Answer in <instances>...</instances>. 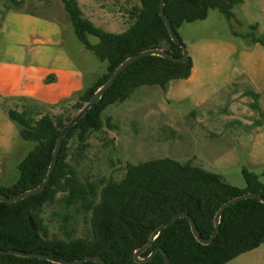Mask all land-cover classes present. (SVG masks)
<instances>
[{"label": "trees", "instance_id": "obj_1", "mask_svg": "<svg viewBox=\"0 0 264 264\" xmlns=\"http://www.w3.org/2000/svg\"><path fill=\"white\" fill-rule=\"evenodd\" d=\"M42 1V0H39ZM73 24L77 38L101 61H107V72L91 87L76 93L73 107L80 112L91 96L105 84L111 74L129 57L161 48L168 54L182 56L160 16L161 0H139L130 16L133 22L122 33L106 31L85 17L77 0H60ZM243 0H165V13L176 34L184 22L204 20L210 9H218L227 19L234 17L233 8ZM22 6L24 0H9ZM12 8L7 6V9ZM256 28V26H254ZM89 36L98 38L92 43ZM179 36V35H178ZM181 40V39H180ZM182 41V40H181ZM264 43V42H263ZM191 58L175 62L161 56H145L128 65L83 117L65 134L51 179L45 191L28 196L12 205L0 201V249L18 250L73 261L86 256L102 258L106 264H135V253L149 242L152 233L178 214L186 213L195 222L200 237L208 239L215 231V214L227 201L246 193L264 198V183L247 169L243 170L246 186L239 188L223 177L190 162L153 158L127 163L120 180L83 178L79 175L75 154L88 147L91 133L103 129L102 113L106 108L126 101L142 86L158 85L167 89L175 80L189 79ZM256 100L259 94L250 92ZM18 107L6 108L18 126L20 137L35 143L20 162V178L9 187L1 186L0 195L12 198L29 189L38 188L45 180L58 137L72 120L68 113L55 115L43 111L32 97H12ZM65 98L64 101H68ZM62 102L50 106V109ZM4 106V105H3ZM254 107L261 114L256 101ZM260 126V125H259ZM76 140V152L72 141ZM58 203V231L51 234L43 213L47 206ZM79 216L89 223L84 235L77 234ZM32 217L37 230L29 224ZM264 243V203L244 199L229 206L220 218L218 235L212 243L203 244L193 233L190 220L179 218L164 228L152 245L141 252L147 258L162 248L169 264H227L239 255ZM164 255L157 252L145 264H164ZM0 264H56L47 260L0 255ZM83 264H99L86 261Z\"/></svg>", "mask_w": 264, "mask_h": 264}, {"label": "rangeland", "instance_id": "obj_2", "mask_svg": "<svg viewBox=\"0 0 264 264\" xmlns=\"http://www.w3.org/2000/svg\"><path fill=\"white\" fill-rule=\"evenodd\" d=\"M77 1L85 17L114 33L128 29L131 10L140 4L139 0ZM0 12V59L28 63L32 50H59L83 72L86 83L107 72V61L77 38L60 0H24L20 8L0 0ZM233 12L234 17L227 19L218 9H210L206 19L181 25L178 35L193 62L190 78L172 81L165 90L142 86L126 101L106 108L103 129L91 133L88 147L75 154L81 177L120 180L127 163L169 157L218 173L239 188L246 186L244 169L264 183V0H243ZM24 13L38 20L23 19ZM36 40L44 44L35 45ZM250 92L259 94L258 100ZM72 96L52 109L54 104L35 99L43 111L66 112L74 118L79 112L73 107L77 97ZM256 101L263 115L254 107ZM18 105L15 99L0 97L5 114L6 108ZM71 144L76 152L77 141ZM34 146L20 137L16 149L0 159V187L18 181V166ZM58 211V203L49 205L43 217L51 234L63 236L57 229ZM88 228L79 216L77 234L84 235Z\"/></svg>", "mask_w": 264, "mask_h": 264}, {"label": "crops", "instance_id": "obj_3", "mask_svg": "<svg viewBox=\"0 0 264 264\" xmlns=\"http://www.w3.org/2000/svg\"><path fill=\"white\" fill-rule=\"evenodd\" d=\"M22 18L38 20L30 13H24ZM35 42V45L44 44L42 40ZM30 56L33 60L28 63L0 59L1 98L28 96L42 103L56 104L91 87L103 75L86 83L83 72L59 50L35 49ZM19 139L18 126L0 109V159L8 157L16 149ZM227 264H264V243Z\"/></svg>", "mask_w": 264, "mask_h": 264}, {"label": "water", "instance_id": "obj_4", "mask_svg": "<svg viewBox=\"0 0 264 264\" xmlns=\"http://www.w3.org/2000/svg\"><path fill=\"white\" fill-rule=\"evenodd\" d=\"M165 0H161V6H160V16L162 18V20L164 21L171 40L179 45L182 49V56L180 57H176V56H172L170 54H168L165 50L161 49V48H153V49H147L144 50L142 52H140L139 54L129 57L128 59H126L112 74L111 76L108 78L107 82L105 84H103L101 87L98 88V90L91 96L90 101L86 104V106L72 119L70 120L67 125L63 128V130L61 131L54 152H53V158L47 173V176L45 178V180L43 181V183L41 184L40 187L38 188H34V189H29L27 191H24L21 194H18L16 196H13L12 198H8V197H4L0 195V201L7 203V204H14L16 202H19L21 200H23L24 198L31 196V195H35L38 193H41L43 191H45V189L47 188V185L51 179L52 173L54 171V168L56 166L57 163V159H58V154L61 150L62 144H63V140L65 137V134L83 117V115L86 113V111L94 104H97L100 99L102 98L103 94L111 87L112 83L115 81V79L124 71V69L130 65L131 63H133L134 61L140 59L141 57H145V56H152V55H156V56H161L164 57L168 60L171 61H175V62H186L189 59V55H188V51L186 46L184 45V43L180 40L179 36L176 34L172 24L170 23L165 10ZM244 199H258L261 202L264 203V198L256 193H246L243 195H240L236 198H233L227 202H225L220 208L219 210L216 212L215 214V218H214V222H215V231L212 234V236L208 239H204L202 237L199 236L198 234V230L197 227L195 225L194 220L186 213H182V214H178L175 217H173L171 220L161 224L151 235L149 242L147 244H145L144 246H142L136 253H135V264H145L146 262H148L149 260L152 259V257L157 253L160 252L164 255V264H169V257L168 254L166 253V251L162 248H156L154 249L151 254L144 259H141L139 256L141 254V252H143L144 250H146L147 248H149L152 243L154 242V240L157 238L158 234L167 226L171 225L172 223H174L177 219L179 218H187L190 220L191 226H192V231L193 233L198 237V240L203 243V244H210L213 242V240L215 239V237L218 235L219 232V226H220V218L223 214V212L225 211L226 208H228L229 206L237 203L238 201L244 200ZM29 224L31 226V228L33 230H37L36 224L33 220L32 217H29ZM0 255H15V256H20V257H31V258H37V259H42V260H47L56 264H83L86 261H93V262H97L99 264H106V262L97 256H86L85 258L82 259H77V260H73V261H68V260H64V259H58V258H54V257H50V256H46L43 254H37V253H26V252H22V251H18V250H12V249H8V250H3L0 249Z\"/></svg>", "mask_w": 264, "mask_h": 264}]
</instances>
